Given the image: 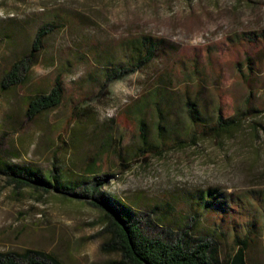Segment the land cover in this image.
<instances>
[{
  "label": "rangeland",
  "instance_id": "rangeland-1",
  "mask_svg": "<svg viewBox=\"0 0 264 264\" xmlns=\"http://www.w3.org/2000/svg\"><path fill=\"white\" fill-rule=\"evenodd\" d=\"M55 18L57 28L48 30L40 52L26 63L27 71L22 72L26 80L15 88L1 89L11 66L26 61L37 33ZM253 34L264 39V0H0V157L8 164L32 165L43 173L56 166L66 178L79 179L86 164L100 155L110 170L97 175H114L100 191L125 204L149 238H161L168 229L175 234L190 228L193 234L201 233L208 219L203 216L192 222L189 208L194 203L191 196L208 189L244 200L251 194L246 202L249 211L261 215L264 41L248 42ZM142 35L159 42L154 60L124 83L110 87L106 96L92 97L81 123L67 125L70 106L88 88L87 80L101 67L105 53L124 39ZM245 55L252 68L249 84L237 79ZM193 61L199 65V74L193 77L201 87L192 96L204 110V123L214 126L219 96L224 118L234 117L233 107H240L244 115L240 127L230 134L200 136L183 148L167 143L162 151L142 156L132 110L158 80L168 90L160 106L162 116L154 105L144 112L149 145L158 144V125L190 140L183 89ZM64 66V102L30 122L25 115L26 98L48 92L56 71ZM170 78L173 82L168 85ZM189 87L195 89L194 84ZM127 113L129 121L123 123L121 115ZM66 126L69 134L62 144L58 136ZM110 137L114 146L102 149V141ZM119 153H123L122 161ZM89 201L60 192L18 189L0 175V252L40 250L62 264L118 261L117 255L101 250L107 240L103 218ZM218 243L221 258L234 253L230 232ZM246 262L264 264L263 228H258Z\"/></svg>",
  "mask_w": 264,
  "mask_h": 264
},
{
  "label": "trees",
  "instance_id": "trees-1",
  "mask_svg": "<svg viewBox=\"0 0 264 264\" xmlns=\"http://www.w3.org/2000/svg\"><path fill=\"white\" fill-rule=\"evenodd\" d=\"M57 18L48 21L44 27L35 36L31 50L26 57V61L14 63L6 73L1 84V89L8 90L15 88L26 80V63L30 62L40 48L48 30L57 28ZM259 37V38H258ZM258 38V39H257ZM254 43L261 41L262 36L253 34V37L247 39ZM260 45V44H259ZM159 49V42L148 35H142L135 38L122 40L118 45L105 53L101 62V67L95 72L93 77L87 80L88 88L77 97L78 102L72 104L71 115L68 118L67 125H78L81 123V116L89 112L85 107L92 97H104L108 94L109 88L124 83L132 78L137 71L150 64L156 57ZM245 66L237 70V79L249 84L252 74L251 62L248 55H245ZM241 65L238 63V66ZM247 65V66H246ZM198 63L193 61L191 64L192 73H187L184 81L186 85L183 89L187 96L185 106L186 115L191 128V138L189 141L182 139L176 133H169L161 125L157 126V145H149L147 140V127L144 120V112L154 105L158 114L162 104V98L168 87L166 83L158 80L148 97L141 100L134 107L132 114L137 117L138 133L141 141V147L138 152L146 155L150 151L160 152L167 143L171 146L183 148L187 144H195L200 136L209 134L228 133L237 130L240 127L243 113L240 107L234 106V117L224 118L220 112L222 99L218 98V111L214 119V126H207L204 123L203 111L199 107L197 100L192 96L194 92L200 89L201 84L194 79L198 75ZM66 67H60L53 78L51 88L46 93H36L30 95L25 101V115L32 122L42 115L56 110L61 106L65 99L64 75ZM173 79L167 82L171 85ZM191 84L195 85V91L189 90ZM197 88V90H196ZM232 107V105H231ZM258 113L260 111L255 110ZM129 114L121 115V121L128 123ZM69 134L67 126L63 128L62 134L58 139L65 144L64 135ZM207 134V135H206ZM123 141L120 138V142ZM114 146V141H102V149L108 150ZM97 156L95 160L86 164L83 170V176L79 179L66 178L64 173H59L55 166L52 171L41 172L32 165H12L6 162L4 157H0V175L6 177L7 181L16 188H31L44 193L60 192L69 194L76 200H90L89 204L98 209L103 218V232L107 240L101 245V250L108 254H115L119 257L118 261L112 264H247L246 257L251 243L254 242L255 234L258 228H263L264 232V212L257 214L249 211V203H246L253 195L246 194L245 200L240 196H221L216 190L208 189L204 192H197L191 196L194 203L190 205V220L194 223L199 222L203 216L208 219L209 225L201 233L193 234L192 229L181 230L180 234H175L172 230H167L161 238H149L141 231L140 221L134 217L132 211L121 201L117 200L109 193L101 192L107 179L111 176L109 173L98 176L97 174L108 168L107 160H102ZM122 161L123 153L118 154ZM122 167V165H121ZM90 178V179H89ZM80 189L81 192H76ZM98 194V197L94 195ZM71 201L72 199H67ZM168 208L171 206L166 203ZM159 207L154 206V210ZM261 222L259 223V219ZM225 232H230L234 253L221 258L219 254V243ZM0 264H62L60 260L52 255L40 251L25 249L22 253L0 252Z\"/></svg>",
  "mask_w": 264,
  "mask_h": 264
}]
</instances>
